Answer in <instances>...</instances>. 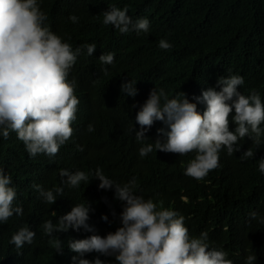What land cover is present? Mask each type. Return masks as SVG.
Listing matches in <instances>:
<instances>
[{"label": "trees", "instance_id": "1", "mask_svg": "<svg viewBox=\"0 0 264 264\" xmlns=\"http://www.w3.org/2000/svg\"><path fill=\"white\" fill-rule=\"evenodd\" d=\"M37 2L51 19L44 26L69 43L73 51L83 44L97 46L92 56L87 55L86 49L77 56L67 79H77L81 93H89L96 99L107 97L113 109L107 108L111 113L108 125L70 138L54 157L45 154L31 157L15 132H10L7 139L0 136V168L11 177L9 186L16 191L13 207L23 209L22 215L14 213L6 223H0V264H73L72 257L78 254L68 248L70 239L106 237L122 227L121 213L126 202L116 198L115 187L100 189L99 179H89L88 184L81 182L78 188L65 184L63 195L57 196L55 204L46 203L33 188V184L45 191L62 188L61 169L76 172L97 168L121 186L134 180L136 195L152 199L157 210L176 211L185 218L184 222L187 218L190 237L207 232L210 249L225 251L232 264H246L249 255L256 256L254 264H264V223L260 222L264 217V173L256 170L258 161L264 158V133L258 149L248 136L239 142L240 156L249 147L255 154L246 161L231 155L233 174L223 164L203 180H196L185 177L177 163L156 156L143 170L132 161H140L138 153L143 144L135 138V130L140 128L136 115L154 88L163 89L169 99L177 98L180 92L186 93L203 114L206 104L195 97L202 96L208 88L219 91V77L239 75L244 84L238 90L246 96L254 90L264 103V0ZM113 5L121 10L127 7L133 21L147 18L149 31L139 35L135 31L121 34L112 25H104L101 14ZM70 15H76L78 22L72 23ZM161 39L170 43L171 48L162 50L158 46ZM104 52L115 54L112 65L99 63ZM132 79L137 81L135 97L121 90L122 83ZM234 115L233 109L229 124L233 132L237 127L232 119ZM162 123L156 121L147 130L152 131ZM261 128L264 129V123ZM115 146L127 155L120 158L109 155ZM87 203L91 205L88 224L93 231L82 228L57 232L54 237L44 234L43 223L51 220L55 225L59 216L66 215L74 205L87 206ZM252 212L257 213L255 219L250 215ZM25 226L36 235L31 245L25 244L17 250L9 241ZM60 240L63 254L56 253L55 245ZM18 251L23 254L18 255ZM83 258L92 264L97 258L104 264H117L114 257L97 252Z\"/></svg>", "mask_w": 264, "mask_h": 264}, {"label": "clouds", "instance_id": "2", "mask_svg": "<svg viewBox=\"0 0 264 264\" xmlns=\"http://www.w3.org/2000/svg\"><path fill=\"white\" fill-rule=\"evenodd\" d=\"M104 25H112L121 34L135 31L147 33L150 22L147 18L133 21L128 9L109 6L101 14ZM76 15H70L72 23L78 22ZM51 21L48 13L41 11L37 0H0V136L9 137L15 132L31 157L45 154L54 157L70 138H78L86 130L102 129L111 121L108 109H113L107 97L96 99L89 93H81L77 79L68 80V75L77 56L86 49L90 57L96 50L95 44H83L73 51L69 43L44 26ZM158 46L162 50L171 44L161 39ZM114 53H103L99 57L102 65L114 63ZM107 72V68L103 70ZM137 81L132 79L121 85L122 93L135 97L138 94ZM244 84L239 75L218 78L216 88H208L202 96L195 97L206 104L201 114L197 104L191 103L187 94L180 92L177 98L169 99L163 89L154 88L149 98L136 115L140 128L135 130L140 161L132 160L143 170L153 156L167 162L177 163L185 177L203 180L210 171L223 164L233 167L229 157L238 155L242 161L254 157L252 147L240 156L239 143L248 136L258 149L264 129V103L256 91L244 95L238 89ZM180 96L183 99H180ZM161 98L164 103L161 104ZM135 107V105H133ZM237 127L229 130L230 114ZM162 125L149 131L154 122ZM234 124V123H232ZM112 149V147H111ZM79 151L83 148L78 146ZM109 155L120 158L127 153L116 146ZM256 170L264 173V158L258 161ZM61 169V187L45 191L33 184L44 201L55 204L57 196L63 195L64 185L78 188L81 182L99 179L100 189L115 187L116 198L126 202L121 213L122 227L106 237L92 235L86 239H70L68 248L77 253L73 264H92L83 257L92 252L112 256L117 264H232L223 250L210 249L208 233L190 237L188 219L176 211L157 210V203L145 200L133 191L135 181L121 186L107 178L99 168L91 171L82 169L71 172ZM255 172V170H254ZM253 172V173H254ZM11 177L0 168V223H6L15 214L22 215V207H13L16 191L9 185ZM91 205H74L66 215L59 216L58 223L51 220L42 224L44 234L54 237V233L68 232L69 229L93 231L88 224ZM55 214V213H54ZM255 219L257 213L252 212ZM103 219L107 220V216ZM264 223V217L260 219ZM187 227V228H186ZM36 233L27 226L16 232L9 243L16 249L33 243ZM52 244V240L49 241ZM56 253L63 254V241L55 245ZM18 255L23 253L17 252ZM256 256L246 257V264H254ZM95 264H104L99 258Z\"/></svg>", "mask_w": 264, "mask_h": 264}]
</instances>
